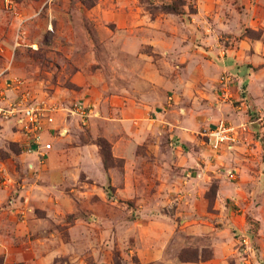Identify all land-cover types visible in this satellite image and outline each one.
<instances>
[{
  "label": "rangeland",
  "instance_id": "374dc122",
  "mask_svg": "<svg viewBox=\"0 0 264 264\" xmlns=\"http://www.w3.org/2000/svg\"><path fill=\"white\" fill-rule=\"evenodd\" d=\"M21 90L57 111L42 156L19 134L1 154L0 264H264V0H0V97ZM108 106L148 111L120 128Z\"/></svg>",
  "mask_w": 264,
  "mask_h": 264
},
{
  "label": "built area",
  "instance_id": "2783aa9c",
  "mask_svg": "<svg viewBox=\"0 0 264 264\" xmlns=\"http://www.w3.org/2000/svg\"><path fill=\"white\" fill-rule=\"evenodd\" d=\"M224 79L230 80L229 76H224ZM12 84L16 89H21L22 81L14 79ZM27 94L24 90L12 97L1 93L0 118L10 122L12 130L23 137L29 145L28 151L42 156L51 148V143L43 141L41 134L46 131L50 132L49 125L54 120L53 114L57 111V107L46 105L43 102H32L28 100ZM4 95L6 97H3ZM69 112L80 116L91 114V110L78 101L71 104ZM207 138L211 148L218 151L223 145L231 147L236 142L237 131L234 126L220 122L208 132ZM228 176L233 178V172L228 171Z\"/></svg>",
  "mask_w": 264,
  "mask_h": 264
},
{
  "label": "crops",
  "instance_id": "0c3cea01",
  "mask_svg": "<svg viewBox=\"0 0 264 264\" xmlns=\"http://www.w3.org/2000/svg\"><path fill=\"white\" fill-rule=\"evenodd\" d=\"M252 84V81H251ZM253 95V100L256 101V103H258L259 105H264V101L263 98L260 99H255L254 94ZM264 95H262L263 97ZM106 111L110 112L113 111L114 114H118L117 115V120H118V126H120V128H125L128 127L130 124L134 123V124H141V118L144 117L142 115H144V113H147L148 110H143L140 108H126V107H118V106H108L106 108ZM150 111V110H149ZM109 118H111L110 116H108ZM51 127V126H50ZM264 130V127H263ZM180 134L183 138H188L189 133L186 131H180ZM18 139V133H16L15 131L12 130V125L10 122L8 121H3L2 119H0V199L4 198V195H6L5 190L2 189L1 186V178L7 177V178H11L12 176V171L9 169V163L11 161V158L13 156L12 154H9V157H5L3 159L2 157V153H4V151H8L11 152V149L9 147V143L16 141ZM124 140L125 141V137L120 138V141ZM49 140L47 139V142ZM52 148V147H51ZM50 148V149H51ZM55 155L56 153L54 151L49 153V158L51 160V163L53 162V160L55 159ZM114 155L117 157H122L125 159V163L126 166L128 165V163L131 161V159L134 157H136L135 155L133 156L132 152H129L128 154L126 153V151H119V152H114ZM100 163V160H98ZM44 173V172H43ZM42 174V172H41ZM61 175V170L59 168H51L50 170H48L46 173L42 174V177H47L50 180H56L60 177ZM51 186H47V185H36L33 188L29 189L25 188V186L21 189V194H25L26 192H32L30 194H28V198L30 199L31 204L35 207H44V201L48 198V193L49 191H51L52 189L50 188ZM31 189V190H30ZM22 205V204H21ZM26 205V204H25ZM16 206H19L18 204H16ZM32 207V206H31ZM48 215V213H47ZM14 215H11L12 220H14ZM164 221V220H163ZM161 232H165V231H161ZM169 235L171 234H167V232H165V234H163L161 236V234L159 235V239L162 241L161 243H163L166 245L167 240L169 238ZM163 248V247H162ZM158 255L162 254V249L157 251ZM179 264H223L222 262V258H221V252L214 250L213 253V258L207 260V261H202V262H189V261H184V262H179Z\"/></svg>",
  "mask_w": 264,
  "mask_h": 264
},
{
  "label": "trees",
  "instance_id": "16d2710c",
  "mask_svg": "<svg viewBox=\"0 0 264 264\" xmlns=\"http://www.w3.org/2000/svg\"><path fill=\"white\" fill-rule=\"evenodd\" d=\"M166 9H167V11H173V12L177 11L176 6H174V5H167ZM0 263H1V261H0ZM10 264H23V263L22 262H18V263H10Z\"/></svg>",
  "mask_w": 264,
  "mask_h": 264
}]
</instances>
